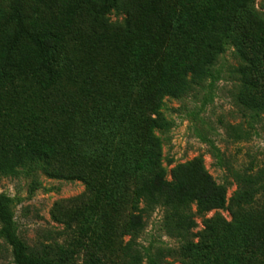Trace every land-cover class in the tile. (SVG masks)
Wrapping results in <instances>:
<instances>
[{
    "label": "trees",
    "instance_id": "obj_1",
    "mask_svg": "<svg viewBox=\"0 0 264 264\" xmlns=\"http://www.w3.org/2000/svg\"><path fill=\"white\" fill-rule=\"evenodd\" d=\"M255 3L17 0L0 9V177L40 162L48 177L84 182L72 219L85 233H108L121 264H264V169L228 167L236 188L227 199L229 186L198 161L196 179L183 166L168 178L154 134L168 127L164 99L200 88L228 45L234 103L264 128V13ZM7 203L0 195V236L15 264H105L94 253L80 263L72 248L28 244ZM226 207L232 222L205 219L195 242V219ZM157 209L180 246L150 253L138 238Z\"/></svg>",
    "mask_w": 264,
    "mask_h": 264
},
{
    "label": "rangeland",
    "instance_id": "obj_2",
    "mask_svg": "<svg viewBox=\"0 0 264 264\" xmlns=\"http://www.w3.org/2000/svg\"><path fill=\"white\" fill-rule=\"evenodd\" d=\"M15 3L17 0H0V9L8 11ZM255 8L259 13H264V0H256ZM112 19L116 17L112 16ZM233 51V46L228 45L214 75L196 91L182 100L164 99L161 112L168 127L157 129L154 133L160 140L161 161L168 178L173 168L183 166V175L196 179L195 164L198 161L216 183L229 186L227 199L236 188L228 167L248 172L264 169L262 119L243 117L232 98L233 80L228 71L235 64ZM238 126L242 129L241 134L236 129ZM85 192L86 185L82 181L48 177L43 173L40 162H32L18 169L13 176L0 177V195L8 201L13 227L20 239L30 245L44 242L72 248L78 253L80 263L88 253H94L105 264H121L108 233L102 232L105 236L100 232L95 235L85 233L82 223L72 219L79 211L76 198ZM260 202L259 196L254 209L250 210L257 211ZM162 216V210L157 209L148 218L138 238L145 251L151 253L158 247L180 246L178 240L165 233ZM211 218L232 222V212L226 207L198 216L195 219V242L203 239L204 220ZM1 227L0 222V231ZM0 244V264H15L12 248L1 236ZM168 262L180 264L175 259H168Z\"/></svg>",
    "mask_w": 264,
    "mask_h": 264
}]
</instances>
